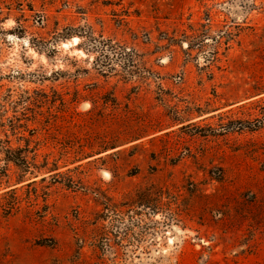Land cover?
Segmentation results:
<instances>
[{"label":"rangeland","instance_id":"374dc122","mask_svg":"<svg viewBox=\"0 0 264 264\" xmlns=\"http://www.w3.org/2000/svg\"><path fill=\"white\" fill-rule=\"evenodd\" d=\"M0 264H264V0H0Z\"/></svg>","mask_w":264,"mask_h":264}]
</instances>
